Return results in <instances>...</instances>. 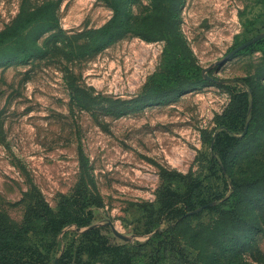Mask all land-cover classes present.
<instances>
[{
	"label": "rangeland",
	"instance_id": "1",
	"mask_svg": "<svg viewBox=\"0 0 264 264\" xmlns=\"http://www.w3.org/2000/svg\"><path fill=\"white\" fill-rule=\"evenodd\" d=\"M176 1L0 0V264H264V0Z\"/></svg>",
	"mask_w": 264,
	"mask_h": 264
},
{
	"label": "trees",
	"instance_id": "2",
	"mask_svg": "<svg viewBox=\"0 0 264 264\" xmlns=\"http://www.w3.org/2000/svg\"><path fill=\"white\" fill-rule=\"evenodd\" d=\"M110 1L113 8V15L102 27L92 31V34H89V36L87 35L83 46L86 51L91 52L93 49L95 50L106 42L123 36L125 33H131L146 40H154L164 36L169 32V28L176 24L175 14L173 12V7L177 3L176 0H169L167 2L164 0H151V13L145 18L139 19L141 20L139 23H136V21H139L137 18L131 20L132 23L129 21L130 14L129 10H125L124 8V0ZM164 22L167 23V27L163 24ZM147 23L150 26L157 25V27L153 30L147 31L145 30L147 26L145 24ZM141 24L145 26H141ZM136 25L140 26L135 28ZM2 34H4V32L0 33V36ZM243 227L246 228L247 226L243 225ZM12 233H15L16 239L18 233L16 231Z\"/></svg>",
	"mask_w": 264,
	"mask_h": 264
},
{
	"label": "water",
	"instance_id": "3",
	"mask_svg": "<svg viewBox=\"0 0 264 264\" xmlns=\"http://www.w3.org/2000/svg\"><path fill=\"white\" fill-rule=\"evenodd\" d=\"M250 41H251V40H250ZM250 41L246 42L245 44L249 43ZM245 44H243V45H245ZM115 233H116V235L120 236L121 238H123V239H127V237H125V236H123V235H121V234H119V233H117V232H115Z\"/></svg>",
	"mask_w": 264,
	"mask_h": 264
}]
</instances>
